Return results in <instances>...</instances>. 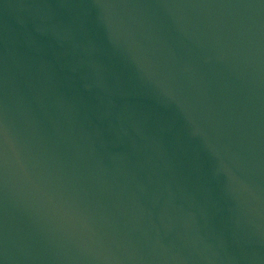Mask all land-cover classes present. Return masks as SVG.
<instances>
[{
	"label": "water",
	"instance_id": "obj_1",
	"mask_svg": "<svg viewBox=\"0 0 264 264\" xmlns=\"http://www.w3.org/2000/svg\"><path fill=\"white\" fill-rule=\"evenodd\" d=\"M0 264H264V0H0Z\"/></svg>",
	"mask_w": 264,
	"mask_h": 264
}]
</instances>
